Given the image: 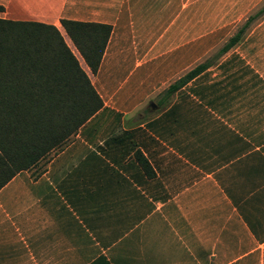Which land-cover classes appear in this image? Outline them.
Listing matches in <instances>:
<instances>
[{"label": "crops", "instance_id": "0c3cea01", "mask_svg": "<svg viewBox=\"0 0 264 264\" xmlns=\"http://www.w3.org/2000/svg\"><path fill=\"white\" fill-rule=\"evenodd\" d=\"M263 2L0 0V19L111 26L86 71L102 107L0 189V264H264V15L157 103Z\"/></svg>", "mask_w": 264, "mask_h": 264}, {"label": "trees", "instance_id": "16d2710c", "mask_svg": "<svg viewBox=\"0 0 264 264\" xmlns=\"http://www.w3.org/2000/svg\"><path fill=\"white\" fill-rule=\"evenodd\" d=\"M263 15L264 4L204 61L165 87L157 97L159 106L237 44ZM60 23L90 72H96L111 26L67 19ZM102 105L58 27L0 19V189L18 172L61 150ZM135 157L151 175L143 155L136 151Z\"/></svg>", "mask_w": 264, "mask_h": 264}, {"label": "rangeland", "instance_id": "374dc122", "mask_svg": "<svg viewBox=\"0 0 264 264\" xmlns=\"http://www.w3.org/2000/svg\"><path fill=\"white\" fill-rule=\"evenodd\" d=\"M264 4V2L262 4H260L256 9H258L259 7H261L262 5ZM244 22V20L242 22H240L238 24V26H240L242 23ZM237 26V27H238ZM60 31L61 33H63L64 37L66 38L68 44L70 45V48L74 51V53L76 54L77 58L79 59V62L82 66V68L85 70V71H89V68L86 66L85 62L83 61V59L80 57V55L77 53L75 47L73 46L72 42L69 40V38L67 37V35L65 34L64 30L62 27H60ZM73 138V137H72ZM71 138V139H72ZM58 152V149L57 150H54L52 151L49 155H47L45 158L41 159L37 165H35L34 167H32L31 169H36V170H40V169H44L47 162L50 160V158L56 154Z\"/></svg>", "mask_w": 264, "mask_h": 264}, {"label": "water", "instance_id": "95a60500", "mask_svg": "<svg viewBox=\"0 0 264 264\" xmlns=\"http://www.w3.org/2000/svg\"><path fill=\"white\" fill-rule=\"evenodd\" d=\"M150 106L153 107V108L156 107L155 103H153V102L150 103Z\"/></svg>", "mask_w": 264, "mask_h": 264}]
</instances>
